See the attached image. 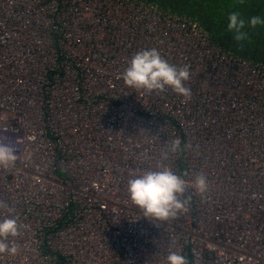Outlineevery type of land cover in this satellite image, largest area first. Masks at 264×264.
Returning <instances> with one entry per match:
<instances>
[{
    "label": "built area",
    "instance_id": "1",
    "mask_svg": "<svg viewBox=\"0 0 264 264\" xmlns=\"http://www.w3.org/2000/svg\"><path fill=\"white\" fill-rule=\"evenodd\" d=\"M151 48L175 66L183 53L190 100L125 85L132 56ZM197 52L232 60L235 72L202 71ZM242 64L252 77L240 79ZM263 88V62L222 50L196 20L153 3L0 0V143L18 156L0 167V201L13 209L0 220L15 216L20 228L18 251L0 264H167L172 251L190 264H264ZM249 123L246 139L228 132ZM175 138L187 147L163 160ZM158 165L208 181L163 222L127 191L130 172Z\"/></svg>",
    "mask_w": 264,
    "mask_h": 264
},
{
    "label": "clouds",
    "instance_id": "2",
    "mask_svg": "<svg viewBox=\"0 0 264 264\" xmlns=\"http://www.w3.org/2000/svg\"><path fill=\"white\" fill-rule=\"evenodd\" d=\"M227 30L233 34L237 43L246 41L249 33L246 28L255 29L264 26V16L257 15L245 19L239 11H232L228 15ZM126 86L144 90L148 93H163L168 88L185 100L191 99V89L185 82L190 79L189 66L177 67L164 59L155 49H145L135 53L128 66L121 73ZM180 138L168 141L166 150L161 154L167 160L169 154L181 153L184 150ZM18 159L13 147L0 143V167L15 166ZM185 176L187 173L184 174ZM127 191L131 202L142 210L143 215L154 221H167L175 218L190 202L191 197H185L189 189L197 194L207 191L208 181L203 174H197L193 179H185L176 174L167 166L158 165L155 170L129 173ZM0 209H13L0 201ZM20 235L18 218L8 216L0 220V254L14 255L18 245L14 238ZM167 264H190L188 258L176 251L170 252L166 257Z\"/></svg>",
    "mask_w": 264,
    "mask_h": 264
},
{
    "label": "trees",
    "instance_id": "3",
    "mask_svg": "<svg viewBox=\"0 0 264 264\" xmlns=\"http://www.w3.org/2000/svg\"><path fill=\"white\" fill-rule=\"evenodd\" d=\"M196 20L219 47L245 60L264 63V26L246 28L249 38L237 43L227 30L228 15L239 11L245 19L264 16V0H141Z\"/></svg>",
    "mask_w": 264,
    "mask_h": 264
},
{
    "label": "bare ground",
    "instance_id": "4",
    "mask_svg": "<svg viewBox=\"0 0 264 264\" xmlns=\"http://www.w3.org/2000/svg\"><path fill=\"white\" fill-rule=\"evenodd\" d=\"M188 37L196 45L195 41L192 39V36H188ZM196 56L199 59L202 60V61H200V63H201V70L204 71V72H206V73L207 72H211L212 73V71L214 70V68H218V70L220 72H223L225 69L226 70H229V71H231L233 73L235 72L234 71L235 69H233V66L236 65V64H234L232 60L226 61L223 57H221L220 55H218L216 52L213 54L214 61H212V63L209 62L207 59H205L203 56H201V53H199V52L196 53ZM175 57L179 59V64H178L177 67H180V66H184L185 65L186 58L183 56V53H182V55L180 53H178L177 55H175ZM221 61H224L223 65H220V62ZM248 69H250V68H247L246 65H244V64L241 65L240 71L238 73L240 79H242L243 77H246V76H249V77H252L253 76V73L252 72L250 73V75H248ZM190 79H192V75H190ZM247 80H249V79H247ZM216 82L217 83H220V85L222 87L225 86V83H224V81L222 79H220V82H218V79H216ZM262 92H264V88H263ZM211 170L213 171L214 168H211ZM260 212L261 213H264V208H261V211Z\"/></svg>",
    "mask_w": 264,
    "mask_h": 264
},
{
    "label": "rangeland",
    "instance_id": "5",
    "mask_svg": "<svg viewBox=\"0 0 264 264\" xmlns=\"http://www.w3.org/2000/svg\"><path fill=\"white\" fill-rule=\"evenodd\" d=\"M252 62H254V63H259L260 61H254V60H251ZM248 97H249V100H246L245 101V105H251V106H253V107H251L250 108V111L252 112V113H255V114H258L259 113V107H257V105H255V103L254 102H251L250 101V99H254L255 97H254V94H249L248 95ZM245 111V109H243V112ZM242 112V113H243ZM233 117H234V119H236L237 118V111L236 110H234L233 111ZM241 116H242V114H241ZM249 126H247V125H245L243 128H237V130L235 131V132H231V128H229L228 129V132H229V134H232L233 136H237L238 137V140H239V137H241L242 139H246L247 138V136H245V134L244 133H246V134H248L247 132L248 131H250V132H254V127H256L257 125H254L253 123H249L248 124ZM253 128V129H252ZM244 130H247V131H245L244 132ZM249 136H252V135H250V134H248ZM256 149V148H255ZM253 150L254 149H251L250 150V152H249V154H251L252 152H253ZM61 174V173H60Z\"/></svg>",
    "mask_w": 264,
    "mask_h": 264
}]
</instances>
